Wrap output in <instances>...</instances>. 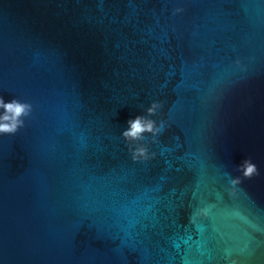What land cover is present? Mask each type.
<instances>
[{"label": "water", "instance_id": "1", "mask_svg": "<svg viewBox=\"0 0 264 264\" xmlns=\"http://www.w3.org/2000/svg\"><path fill=\"white\" fill-rule=\"evenodd\" d=\"M0 96V264H264V0H0Z\"/></svg>", "mask_w": 264, "mask_h": 264}, {"label": "clouds", "instance_id": "2", "mask_svg": "<svg viewBox=\"0 0 264 264\" xmlns=\"http://www.w3.org/2000/svg\"><path fill=\"white\" fill-rule=\"evenodd\" d=\"M182 9L177 8L175 13L181 12ZM162 105L153 101L146 109V115H137L134 119L127 121V128L122 131V137L128 145L129 152L133 161L149 159V149L144 143L146 139L145 134H150L155 142L162 129L164 122L159 123L151 119V117L158 114ZM33 112V105L27 101L18 99H11L10 102H5L3 96H0V135H14L21 128L25 126V120L31 116ZM154 155V154H153ZM237 170L242 174L243 179H251L258 175V168L250 159L244 160L238 165ZM242 183L240 176L231 180L233 186ZM201 212L206 215V210L201 209Z\"/></svg>", "mask_w": 264, "mask_h": 264}]
</instances>
